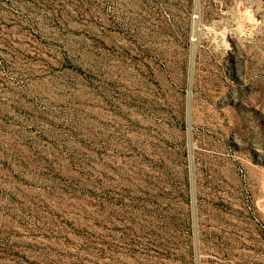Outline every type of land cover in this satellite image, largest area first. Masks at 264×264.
<instances>
[{
  "label": "rangeland",
  "instance_id": "374dc122",
  "mask_svg": "<svg viewBox=\"0 0 264 264\" xmlns=\"http://www.w3.org/2000/svg\"><path fill=\"white\" fill-rule=\"evenodd\" d=\"M0 264H264V0H0Z\"/></svg>",
  "mask_w": 264,
  "mask_h": 264
}]
</instances>
